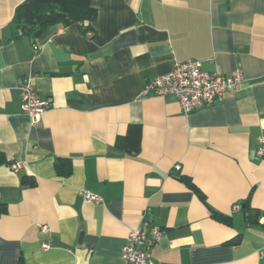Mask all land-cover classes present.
<instances>
[{"label": "crops", "instance_id": "obj_1", "mask_svg": "<svg viewBox=\"0 0 264 264\" xmlns=\"http://www.w3.org/2000/svg\"><path fill=\"white\" fill-rule=\"evenodd\" d=\"M24 1L0 0V152L19 164H0V264H124L128 231L155 226L154 264H264V218L247 226L242 211L264 209V0H92L90 38L78 24L21 35ZM188 60L245 81L189 114L170 96L138 98ZM25 77L50 102L36 123L20 110ZM132 125L133 154L117 144H134Z\"/></svg>", "mask_w": 264, "mask_h": 264}, {"label": "built area", "instance_id": "obj_2", "mask_svg": "<svg viewBox=\"0 0 264 264\" xmlns=\"http://www.w3.org/2000/svg\"><path fill=\"white\" fill-rule=\"evenodd\" d=\"M87 25L86 21L81 23ZM86 37L92 36L91 31H87ZM245 79L241 70L237 69L229 75H222L217 72H207L201 69L198 61L188 60L184 63H176L173 68L165 74L155 76L147 81L141 88L138 98L152 97H173L177 100L181 111L189 114L203 106L210 105L218 101L227 92H232L244 83ZM20 97V110L28 116L33 123L40 120L50 108V102L40 99L31 80L27 77L20 81L18 86ZM260 147L257 154H264V140H259ZM19 167L17 163L9 164L11 170ZM79 194L86 202L102 203V198L89 191L81 190ZM2 194L0 192V204ZM1 206V205H0ZM240 209L239 205H234L233 212ZM0 210V216H1ZM44 233L49 231L47 226H41ZM162 237V231L155 226L149 235L139 229H130L126 235L125 242L120 249V258L124 264H154L151 259L149 248L157 243ZM48 245L43 244L42 250H47ZM260 260L264 261V248L258 252Z\"/></svg>", "mask_w": 264, "mask_h": 264}, {"label": "trees", "instance_id": "obj_3", "mask_svg": "<svg viewBox=\"0 0 264 264\" xmlns=\"http://www.w3.org/2000/svg\"><path fill=\"white\" fill-rule=\"evenodd\" d=\"M92 0H25L20 4L16 10L12 23L20 28L21 35H32L34 37L40 36L47 28L54 25L69 26L78 24L84 35L87 31H91V23L96 18V11L91 7ZM86 21L87 25L81 23ZM135 128L137 139L134 144L129 141V133L123 140L117 142L122 145L128 153H137L139 149L140 127L130 126ZM264 158V154H263ZM10 163L7 162L3 153L0 152V164ZM55 171L58 175L67 176L71 172V163L69 159H57L54 163ZM188 188L198 194L203 199L202 194L198 191L192 180L186 176L179 177ZM32 184V181H29ZM1 212L3 208L0 206ZM242 211L245 215V223L247 226L260 225L259 219L264 218V209L257 210L251 208L249 203L246 202ZM264 228V225H262ZM239 236L235 237L228 244L235 245L239 242ZM22 264V263H19Z\"/></svg>", "mask_w": 264, "mask_h": 264}]
</instances>
